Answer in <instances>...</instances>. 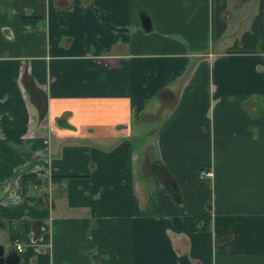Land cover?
I'll return each mask as SVG.
<instances>
[{
	"label": "crops",
	"instance_id": "crops-1",
	"mask_svg": "<svg viewBox=\"0 0 264 264\" xmlns=\"http://www.w3.org/2000/svg\"><path fill=\"white\" fill-rule=\"evenodd\" d=\"M15 242L17 264H264V0H0Z\"/></svg>",
	"mask_w": 264,
	"mask_h": 264
},
{
	"label": "water",
	"instance_id": "water-1",
	"mask_svg": "<svg viewBox=\"0 0 264 264\" xmlns=\"http://www.w3.org/2000/svg\"><path fill=\"white\" fill-rule=\"evenodd\" d=\"M19 254L14 249L5 248L0 244V264H17Z\"/></svg>",
	"mask_w": 264,
	"mask_h": 264
},
{
	"label": "trees",
	"instance_id": "trees-1",
	"mask_svg": "<svg viewBox=\"0 0 264 264\" xmlns=\"http://www.w3.org/2000/svg\"><path fill=\"white\" fill-rule=\"evenodd\" d=\"M21 184L22 186H24V184L26 183V181H30L32 183H38L40 181L39 178H37L34 174H22L21 176ZM54 175L50 176V179H53ZM18 234V230L14 225H11L9 227V231H8V238L10 241H12L14 238H16Z\"/></svg>",
	"mask_w": 264,
	"mask_h": 264
},
{
	"label": "built area",
	"instance_id": "built-area-1",
	"mask_svg": "<svg viewBox=\"0 0 264 264\" xmlns=\"http://www.w3.org/2000/svg\"><path fill=\"white\" fill-rule=\"evenodd\" d=\"M210 175V171L209 170H201L199 172V176H209ZM14 248L16 249V251H21L22 246L19 242H15L14 243Z\"/></svg>",
	"mask_w": 264,
	"mask_h": 264
}]
</instances>
